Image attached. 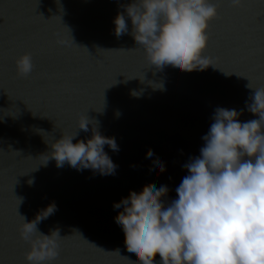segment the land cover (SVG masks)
I'll list each match as a JSON object with an SVG mask.
<instances>
[{
  "label": "water",
  "instance_id": "obj_1",
  "mask_svg": "<svg viewBox=\"0 0 264 264\" xmlns=\"http://www.w3.org/2000/svg\"><path fill=\"white\" fill-rule=\"evenodd\" d=\"M129 2L0 0V264H25L20 215L32 220L50 202L56 211L37 227L59 229L52 264H137L127 257L113 202L161 185L176 198L182 165L199 155L217 107L244 109L240 122L258 118L245 102L249 83L264 87V0L241 7L213 0L218 16L209 21L204 55L217 68L192 72L158 71L131 35H114L118 4ZM24 52L34 67L22 77L14 60ZM83 114L115 138L118 151L104 146L114 175L57 167L51 158L43 164L52 140L73 133ZM149 152L164 172L156 174Z\"/></svg>",
  "mask_w": 264,
  "mask_h": 264
},
{
  "label": "clouds",
  "instance_id": "obj_2",
  "mask_svg": "<svg viewBox=\"0 0 264 264\" xmlns=\"http://www.w3.org/2000/svg\"><path fill=\"white\" fill-rule=\"evenodd\" d=\"M229 3L241 7L244 0ZM118 7L123 11L113 18L114 35H131L149 66L162 72L217 68L204 50L209 21L218 16L219 3L130 0ZM14 63L22 77L34 67L29 52L18 55ZM132 78L139 77L128 79ZM164 87L161 83L154 88ZM247 87L254 92L249 97L251 103L245 102L246 109L258 118L240 122L244 109L217 107L202 136L199 155L182 165L187 174L175 188L176 198L169 199L168 186L161 185L145 187L140 193L130 190L127 197L113 202V208L119 210L114 222L131 254L127 257L137 264H264V87L254 88L251 83ZM139 94L131 91L133 96ZM89 130V137L77 138L79 131ZM105 145L118 151L115 138L100 132L99 121L83 114L73 133L52 140L43 164L51 158L57 167L67 163L78 171L114 175L117 165ZM148 155L153 156L151 152ZM152 163L157 175L166 170L158 157L153 156ZM55 211V202H50L32 220L20 215L18 234L28 245L25 264H52L58 256L59 229L45 234L37 227Z\"/></svg>",
  "mask_w": 264,
  "mask_h": 264
}]
</instances>
